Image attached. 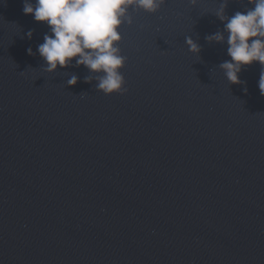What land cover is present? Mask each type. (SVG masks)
<instances>
[{"label": "water", "instance_id": "1", "mask_svg": "<svg viewBox=\"0 0 264 264\" xmlns=\"http://www.w3.org/2000/svg\"><path fill=\"white\" fill-rule=\"evenodd\" d=\"M222 5L253 6L130 9L128 91L105 95L83 65L48 72L49 27L0 0V264H264V66L228 81Z\"/></svg>", "mask_w": 264, "mask_h": 264}, {"label": "clouds", "instance_id": "2", "mask_svg": "<svg viewBox=\"0 0 264 264\" xmlns=\"http://www.w3.org/2000/svg\"><path fill=\"white\" fill-rule=\"evenodd\" d=\"M248 2L253 5L251 8L237 11L231 17L224 15L226 5L217 12L219 19L225 21L227 52L231 57L220 67L232 84L241 83L239 73L244 67L254 62L264 66V0ZM163 3L164 0H23L22 11L32 15L36 22L46 23L50 29L44 43L38 46L48 72L74 62L96 74L97 91L123 95L128 91L122 74L127 57L119 47L122 39L119 29L126 23L131 24L130 9L154 14ZM26 35L31 38L32 32ZM207 39L222 42L225 38L223 33L217 32ZM185 42L191 52H199V46L191 37H186ZM27 51L32 54L31 48ZM77 82L78 77L72 76L67 84L74 86ZM258 88L264 95V71L260 74ZM244 91L246 93L247 89Z\"/></svg>", "mask_w": 264, "mask_h": 264}]
</instances>
